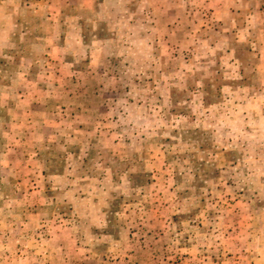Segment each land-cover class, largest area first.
Instances as JSON below:
<instances>
[{
  "label": "rangeland",
  "instance_id": "rangeland-1",
  "mask_svg": "<svg viewBox=\"0 0 264 264\" xmlns=\"http://www.w3.org/2000/svg\"><path fill=\"white\" fill-rule=\"evenodd\" d=\"M7 3L0 264H264L256 15L201 0Z\"/></svg>",
  "mask_w": 264,
  "mask_h": 264
},
{
  "label": "crops",
  "instance_id": "crops-1",
  "mask_svg": "<svg viewBox=\"0 0 264 264\" xmlns=\"http://www.w3.org/2000/svg\"><path fill=\"white\" fill-rule=\"evenodd\" d=\"M230 2L232 1V4L229 5V3L227 5L225 2ZM239 0H201V2L205 5L208 6L210 5L213 9L214 12H219L222 14H226V13H236V11L238 9H243L245 11V13L248 14V16L256 15V23H258L260 25L259 27V32H260V38L264 39V0H240L242 5L238 7V2ZM235 6V7H234ZM7 7H9L7 0H0V16L2 18H5L4 21L6 22V16L8 18L9 14H7ZM3 11V13H2ZM225 11H227L225 13ZM237 20L236 17L233 16L231 18H229L228 20V27L232 28V29H238L239 31H242V34L247 37L250 38L251 37V24H250V20L246 19L245 20V24L242 27H238L237 28ZM7 24H5V26H3L2 24V19L0 18V33L3 32L4 34V40H6V37L8 36V34H10V27L11 26H7ZM253 26V25H252ZM236 35H238L236 33ZM246 40V39H245Z\"/></svg>",
  "mask_w": 264,
  "mask_h": 264
}]
</instances>
